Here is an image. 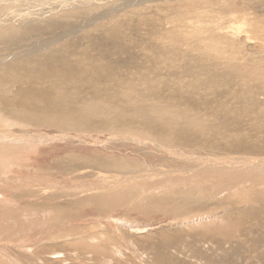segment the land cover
Listing matches in <instances>:
<instances>
[{
  "label": "bare ground",
  "instance_id": "6f19581e",
  "mask_svg": "<svg viewBox=\"0 0 264 264\" xmlns=\"http://www.w3.org/2000/svg\"><path fill=\"white\" fill-rule=\"evenodd\" d=\"M69 16L58 17L49 23H43L42 19L41 23L39 21L31 22V25H20V28L16 25V29L13 28L12 23L0 26V76L2 82H0V103L9 104L0 110V129L4 127L2 126L4 121L5 123L14 122L19 128L17 134L0 131V173L3 170L2 165H5L2 164V159H4L5 163H10L12 159L9 156H15V153L20 149L28 147L25 145H44L51 142L53 138L63 139L65 137L63 134L69 132L108 133L111 136H115L113 142L116 138H121L120 140L124 141L123 144H134L136 147L133 151L137 150L138 154L145 153L143 148L149 145L153 147L154 152H158V155H161V160L155 163H149L148 160V163H146L147 161L143 162L142 160V162H139L132 159L113 162L109 158L88 159L83 156L73 155L72 159L63 165L67 175L75 173L76 168H79V164L95 165L99 169H112L116 166H124L121 169L128 168L130 171L135 170L138 172L119 177L109 182L107 186L101 187L105 189L117 187L120 189L118 191L105 190L109 191L110 194L104 196L94 195L93 199L85 197L86 199L76 202L72 200L67 206H60L62 208L46 203L45 206L43 204L40 205L41 207L20 208L19 206V209H13L9 206L5 207L0 202V238H2V241H8L10 244L13 236L14 238L17 235L23 236L26 232L36 233V230H40L45 225V222L54 224V222H57L55 219L57 220L60 217L59 215L63 213V210L70 213L74 209H77L76 212H80L88 208L99 214V212L113 211L114 208L120 209L119 207L132 213L137 211L142 217L151 213H161L163 216L171 213L173 214L172 216L176 215L181 220L185 219L179 223L182 231L186 233V231L196 230L195 227H201L198 229H201V236L206 239L210 237L213 239V236H222L223 239L224 236L234 237L236 234L235 230L239 229L241 231L239 228L241 227L240 224H247L248 227L249 222L257 225L258 229L256 230L264 235V231L259 229H264V122H262L264 115H257L256 119L258 120H250L248 123L244 119L246 117L244 114L239 115L240 119L233 120L234 114L227 113L225 106L221 104L213 106L211 104L206 91L217 82H213L206 77L194 79L196 76L193 75V81L191 80L192 82L188 85H181L182 88L177 87L170 80H160L163 68L173 67L175 70L176 66L185 64L186 67L182 69L189 67L186 70L189 74H192L194 69H199L200 73L197 75L207 76L215 73L218 78H221L219 80L221 85L219 86H227L222 70L231 72L234 69L232 60H220L214 54L200 51L198 54L201 57L198 56L199 59L197 61L196 59L190 60L189 57L181 59L178 56V50L181 48L185 50L195 48V46L197 48L207 47L205 45L206 38L202 37L198 31L191 32L192 26L186 27L187 24L183 26L173 22L174 27L171 26L165 29V34L159 33L163 30L160 26L149 30V36L144 34L141 36V33H139L141 30L140 25L134 29L137 32L135 36L137 39H135L129 33L130 22L126 26L129 29H126L125 24L123 25L124 22L115 18L108 25L103 24L104 26L100 27L102 33H98L96 38L81 37L79 43L82 44L84 50L81 47L79 54L75 55L73 53L72 57L74 59H82L86 56L87 59L85 60L89 61L90 65L88 69L84 66L78 74L74 75L72 81L63 85V90L59 94L57 93L58 98L49 103H43V99H41V102H39L40 106H35V108L41 109L45 113L46 119L43 116L40 118L35 117L33 113L31 115L29 113L31 117L27 118V109L22 108L21 111L19 110L20 106L28 102L30 98L26 92L18 90L15 86L28 83L31 73L38 71L34 52L36 47L35 37L38 36L37 27H40L43 32H47V35L52 38V45L56 46L62 41L69 40L70 33L78 27L74 22V24L72 23ZM120 18L122 17L120 16ZM74 26L76 27L74 28ZM189 36L191 40L194 39L193 42H190ZM134 41L137 42L135 49H140L139 51L133 50L134 53H130V55H136L134 57L130 56L133 60L131 61L130 59L128 65L125 60H119L121 59L120 57H114L115 55L120 56L119 53L130 43L134 44ZM86 42H88V45H84ZM43 49L46 51L45 46H43ZM145 51L152 53L151 58L155 62H145L143 65V62L139 61L140 53L141 56L143 53L145 55ZM50 52L55 53L52 48ZM187 53L190 54L189 52ZM53 55L55 56V54ZM20 59L22 61H18ZM51 59L55 62L62 61V58L57 60L53 57ZM65 60H71L70 56L67 55ZM23 61L24 63L16 68ZM195 63H199V65L195 66ZM152 64L157 65V67L154 68ZM211 64L214 65L211 66ZM191 65H193V68ZM44 70L50 72L52 69L45 66ZM119 71L125 72L119 73ZM206 84L210 87H207ZM246 92H250L248 87L243 93ZM227 95L240 103L243 102L237 93ZM13 101L16 103L10 105ZM13 111L16 112L14 116H12ZM8 116H11V119L6 121ZM244 121L249 126H244ZM24 122H33L35 126L32 127L36 130L50 128V130L52 129L62 136L56 135L52 137L39 131L31 132L32 128L26 131ZM111 141L108 140V142ZM30 148L32 149V147ZM28 152L25 151L16 157L21 156L23 158ZM236 154H252L253 156H238ZM68 164H71V166H68ZM125 183H128V185H124ZM28 192V195L24 197L35 199L36 195L34 192L31 190ZM62 197L57 196L56 198L61 199ZM69 197L74 198V195L71 194ZM220 199L224 200L226 204L219 206L213 202V200ZM185 203L192 207L182 206ZM216 203L218 202L216 201ZM71 213L72 215L75 214V212ZM56 224L58 225V223ZM50 234L48 235L50 236ZM236 236H238V233ZM54 237L58 238L59 236L55 235L52 238ZM242 237L243 235L235 238L244 245L243 239L245 238L242 239ZM28 238L26 237V239ZM170 238V236L166 238L167 242L170 241ZM177 238L180 237L177 235ZM172 239L174 240L173 237ZM64 242L62 246L57 245L56 250L61 248V250L70 248L72 250L73 248L76 251H91L92 255L93 253L98 254L95 249H99V253L107 251V248H103L104 246L93 248L85 243L86 241H80L73 245H67ZM176 243L179 242L177 241ZM190 246L189 249H191ZM139 247L142 248L140 244ZM209 247L211 248V246ZM47 248H49V252L54 250L53 247ZM224 249L226 250V248ZM46 250L45 248L36 249L32 255L36 258L44 256L48 258L51 254L46 255ZM162 252L164 251L162 250ZM38 258L36 259L37 262ZM157 258L159 257L157 256ZM196 259L198 260V258ZM168 260L170 259L168 258ZM107 261H110V259ZM12 262L23 264L22 262L14 261L9 254L0 251V264H14ZM48 263L50 264V262Z\"/></svg>",
  "mask_w": 264,
  "mask_h": 264
},
{
  "label": "rangeland",
  "instance_id": "374dc122",
  "mask_svg": "<svg viewBox=\"0 0 264 264\" xmlns=\"http://www.w3.org/2000/svg\"><path fill=\"white\" fill-rule=\"evenodd\" d=\"M0 9V26L12 23V26H14L13 28L16 29L17 27L20 28V25L28 24L29 26L37 21L41 23L42 19L43 23H49L56 20L58 17L67 15H70L69 17L72 20V23L74 22L75 25L78 26L77 29L75 28L76 26H74L75 29L70 33V36L68 37L69 40L62 41L56 46L52 45V38L47 35V32H43L40 27H37L38 36L35 37L36 47L33 48L36 55L35 63L38 67V71L36 73H31L28 83L15 86L18 90L26 92L30 98V100L24 104L21 102L22 105L19 108L20 111L22 108L27 109V118L31 117L30 115L33 113L35 117L40 118L43 116L46 119L45 113L41 109L35 108V106H40L39 102H41V99H43V103H49L58 98L59 96L57 95L63 90V85L72 81L74 75L78 74L84 66L88 69L90 65V62L85 60L87 59L86 56L82 59H74V57H72L73 53L75 55L79 54L80 48L83 47L82 44L79 43L81 37H90V39H93L92 37L96 38L98 33H102L100 27L108 25L110 21L115 18L119 21H123L125 28L130 22V29L128 27L126 29L130 30L129 33L132 37L137 35V32L134 29L136 26L140 25L141 30L139 33H141V36L143 34L149 36V30L160 26L164 31L161 30L159 33L165 34V29L173 26V22L177 25L180 24L183 26H186L187 24L186 27L192 26L191 32L198 31L202 37L206 38L205 45H207V47L202 46V48H197L195 46V48L193 47L185 50L184 48H181L178 50V56L181 59H187V57H189L190 60L196 59L197 61L199 59L198 56H200V54H198L200 51L214 54L220 60H232L234 69H232L231 72L229 70H222L227 86H219L221 85L219 82L221 78H218L215 73L208 74L207 76L197 75L200 73L199 69H194L192 74H189L188 71H186L189 67L187 69H182L183 67H186L185 64L176 66L177 70H174L173 67L163 68V70H161L160 80H170L174 82L177 87H181V85L190 84L193 81V75L196 76H194V79H202L203 77H206L213 82H217L214 83L213 86L220 87L215 88L212 86V88L206 91L211 104L213 106L218 104L225 106V111L227 113L230 112L232 115L234 114L233 116L235 117L232 118L233 120L240 119L239 115L244 114L246 115L244 119H246V122L248 123L250 120H258L256 119L258 117L257 115H264V0H0ZM113 16L114 18H112ZM120 16L122 18H120ZM188 38H190V36ZM135 39H137V37H135ZM193 40L190 38V42H193ZM136 44V41H134V44L130 43L128 45L129 47L127 46L119 53L120 56L115 55L114 57H120L121 59L119 60H125L128 65L129 60H133L130 56L134 57L136 55H130V53H134V51H139L140 49H135ZM84 45H88V42ZM43 46H45L46 51L43 49ZM51 48L55 53L50 52ZM53 54H55V56ZM67 55L70 56L71 60H65ZM145 55L144 53L142 56L141 53L139 55V61H142L143 65L145 62H155L151 58L152 53H147V51H145ZM53 57L57 60L62 58V61L55 62L51 59ZM29 60L33 61L31 59ZM18 61H22V59ZM23 63L24 61L20 62L16 68L20 67ZM195 64V66H197V64L199 65V63ZM213 65L214 64H211V66ZM45 66L50 67L52 70L46 72L44 70ZM152 66L154 68L157 67V65L154 64H152ZM191 67L193 68V65H191ZM123 72L125 71H119V73ZM206 86L210 87L207 84ZM247 87L250 92L243 93L247 90ZM232 93H237L243 102L240 103L238 100L230 98L227 95ZM15 103L16 102L13 101L10 105H14ZM8 105L9 104L0 103V110ZM14 115H16L15 111L12 112V116ZM10 119L11 116H8L6 121ZM263 120L264 118L262 119V122H264ZM246 122L244 121V126H249ZM24 123L26 124V131L32 128V130H30L31 132L39 131L40 133L52 137L56 135L62 136L60 133H57L52 129L50 130V128L36 130L32 127L35 126L33 122ZM2 126L4 127L0 129V131H6L10 134H17L19 132V128L14 122L5 123L4 121L2 122ZM63 135L65 136L63 139L53 138L51 142L44 145H25L28 147L20 149L15 153V156H9V158L12 159L10 163H5L4 159H2V164L5 165L1 164L3 170L0 173V202L5 207L9 206L13 209H19V206L20 208H33L34 206H40L42 204L45 206L46 203L56 207H64L72 200H75L74 202H76L86 198L93 199L94 195H109L110 192L105 190L118 191L120 189L117 187L107 189L101 187L107 186L109 182L114 181L119 177L126 176L132 172H138L135 170L130 171L128 168L121 169L124 166H116L112 169H99L98 166L95 165L79 164V168H76L77 170L75 173L67 175L63 165L72 159L71 157H73V155L83 156L88 159L109 158L113 160V162L132 159L139 162H142V160L143 162L148 160L149 163H155L156 161L161 160V155H158V152H154L152 146L148 145L143 148L145 153L138 154L136 152L137 150L133 151L136 147L134 144H123L124 141L120 140L121 138H116L113 142L115 136H111L108 133L69 132ZM108 140L112 141L108 142ZM30 147H32V149ZM25 151L29 152L25 156L22 155L24 156L23 158L21 156L16 157L18 154H22ZM155 155H158L159 157H156ZM236 155L247 157L253 156L252 154ZM148 161L146 163H148ZM68 166H71V164H68ZM124 185H128V183H125ZM30 190L36 195L35 199L24 197L25 195H28V191ZM71 194L74 195V198L69 197ZM57 196L65 197L57 199ZM216 201L218 203H216ZM213 202L219 206L226 204V202L221 199L213 200ZM184 205L186 207H192L191 205H186V203L182 204V206ZM119 208L120 209L114 208L113 211L111 210L106 213L99 212V214L88 208L83 209L80 212H76L77 209H74L71 211L75 212V214H73L74 216L71 212L68 213L63 210V213L59 215L60 217L57 220L55 219L57 222H54V224L45 222L44 224H48V227L44 225L40 230H36V233L38 231L37 234L34 232H26L25 234L27 235H17L15 238L13 236L10 240L12 243L10 242V244L8 241L3 242L2 238H0V251L9 254L14 261H19V263L22 262L23 264H49L48 262H50V264H264V235L258 232L256 230L258 229L257 225H253L251 222L248 223V227L247 224H240L241 227L239 228L242 232L239 231V229L235 230L236 234L234 237L224 236L223 239L222 236H213V239L212 237L206 239L201 236V229H198L201 227H195L196 230L189 232L186 231V233L185 231H182V228L179 227V223L185 219L181 220L175 214V216H172L173 214L171 213L163 216L161 213H151L142 217L137 211L132 213L127 209ZM64 213H67V215ZM56 223H58V225ZM259 229L264 231L262 228ZM237 233L239 237L243 235L242 239L245 238L243 239L245 242L244 245L235 238L238 237L236 236ZM48 234H50V236ZM32 235L33 237H31ZM55 235L59 237H54L55 240H53L54 238L52 237ZM67 235H69L70 238L69 236L67 238ZM177 235L180 238H177ZM169 236L171 237L170 241L172 242H167L166 238H169ZM26 237L29 238L26 239ZM210 239L214 241L212 242ZM80 241H86L85 243L91 245L93 248L104 246L103 248H107L108 252H106L108 255L106 252H103L105 256L102 252L99 253V249H95L98 251V254L93 253V255L91 251H87V253L82 250H73V248L72 250L71 248H63L64 250H61V248L56 250L57 245L62 246L63 242L67 245H73ZM177 241L179 243H176ZM138 243L142 248L139 247ZM171 244L174 246L176 245V248ZM189 246L191 249H189ZM209 246H211V248ZM217 246L219 249L216 248ZM47 247H53L54 250L49 252V248ZM193 247H195V250ZM41 248L48 250L45 251L46 255H51L48 258L46 256L42 258L37 257L39 259L38 263L36 260L37 258L33 256L32 253H34L36 249ZM224 248H226V250ZM162 250L164 252H162ZM196 252L197 254H195ZM157 256L161 258L159 259ZM168 258L170 260H168ZM196 258H198V260ZM109 259L110 261H107Z\"/></svg>",
  "mask_w": 264,
  "mask_h": 264
}]
</instances>
